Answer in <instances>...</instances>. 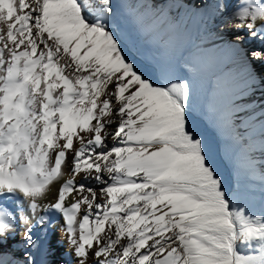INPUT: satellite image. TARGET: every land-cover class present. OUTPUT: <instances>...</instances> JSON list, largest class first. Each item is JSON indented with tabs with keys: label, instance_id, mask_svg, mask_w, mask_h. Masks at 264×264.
<instances>
[{
	"label": "snow or ice",
	"instance_id": "snow-or-ice-1",
	"mask_svg": "<svg viewBox=\"0 0 264 264\" xmlns=\"http://www.w3.org/2000/svg\"><path fill=\"white\" fill-rule=\"evenodd\" d=\"M241 2L238 10L232 0H137L131 7L152 47L169 46L170 34L182 31L181 11L208 32L210 25L229 31L227 20L237 21L233 38L216 49L243 59L247 96L237 98L226 66L218 77L225 100L213 112L241 148L238 166L255 175V129L236 117L257 111V91L264 117V49L243 48L249 37L264 41L257 27L264 0ZM117 15L115 0H0V264H37L33 228H45L50 211L61 214L79 264L90 253L97 264H264V213L229 185L192 122L194 67L186 63L178 77L161 66L158 76L147 72L129 55ZM69 152L74 160L64 172ZM81 173L97 187L77 184ZM259 189L264 204V174ZM49 196L54 202L44 204ZM3 201H16L19 215ZM15 243L24 246L18 255Z\"/></svg>",
	"mask_w": 264,
	"mask_h": 264
},
{
	"label": "rangeland",
	"instance_id": "rangeland-1",
	"mask_svg": "<svg viewBox=\"0 0 264 264\" xmlns=\"http://www.w3.org/2000/svg\"><path fill=\"white\" fill-rule=\"evenodd\" d=\"M154 2L156 4V0H153ZM131 6L132 4L124 8L117 7L118 15L114 22L117 25V31L127 42L130 50L129 55L135 58L137 63L147 72L157 76L159 75L160 66L169 70L171 77L185 75L182 68L186 63H190L194 67L195 71L190 74L194 92V106L191 113L192 122L197 130L207 139L219 170L227 178L229 185L233 188H239L242 191L244 199L253 212L257 214L264 213V204L261 203L259 196L260 177L261 174H264V159L261 156L262 152L259 147L260 142H262L261 133L258 131L253 133L256 147L252 152V156L255 158L257 164L256 174L250 175L246 169L238 166L241 148L230 143L228 136L216 123L213 112V105L217 103L221 104L225 100L224 93L218 86V77L226 66H228V71L235 78L237 98L247 96V93L242 92L245 73L243 59L227 57L226 53L218 52L216 47L210 44L208 36L201 38L199 34L194 35V33L188 35L186 42L181 35L182 32L172 33L169 37V46L152 47L138 30ZM232 37V34L227 35L225 44ZM206 43L208 47H204ZM240 59L242 60L241 65L238 63ZM236 63L239 65L234 66ZM214 89L219 94H212ZM241 102L247 103L244 100H241ZM236 120L238 124H246L247 122L246 120L239 121L237 117ZM106 143L110 146L113 142L108 140ZM74 147H79L78 142L75 140ZM71 155L74 157L73 154ZM66 180L64 176L63 181ZM253 189L255 190L254 194H252ZM43 214L45 213L41 212V215ZM18 215L19 212L17 213ZM60 220L59 223L57 222L58 224L53 222L55 224L54 229L57 239L61 237L60 231L64 225L62 216ZM20 237L19 233L18 238ZM60 260L63 262L67 261L64 258ZM75 262L79 263L78 259ZM53 264L56 263L54 262ZM85 264H97L95 259L91 257V253L90 258L85 261Z\"/></svg>",
	"mask_w": 264,
	"mask_h": 264
},
{
	"label": "bare ground",
	"instance_id": "bare-ground-1",
	"mask_svg": "<svg viewBox=\"0 0 264 264\" xmlns=\"http://www.w3.org/2000/svg\"><path fill=\"white\" fill-rule=\"evenodd\" d=\"M135 2H137V0H115V3H116L118 8L128 7L130 4H133ZM162 2H163V0H156V4H162ZM151 3H153V0H151ZM154 4H155V2H154ZM230 6L232 9L238 10L243 5H242L241 0H232V3ZM179 18H180V27L182 30L181 35H182L185 42L188 38V35L190 33H194V35L199 34L201 36V38L204 36H208L210 44H211V41L216 42L215 47H224L225 46L226 36L229 34H232L231 30H233L235 28V24L237 23V21H235V20L228 19L227 23L229 25V29H230L229 31H226L223 33L217 32V31H215V25H210L211 31L208 32V31H206L205 25L201 22L199 17L191 16V15L186 14L184 11H181L179 13ZM217 23H221V21L218 20ZM257 27H264V21H257ZM243 48L245 51H249V52L253 51V50H261V49H264V41H261L260 39L253 40L249 37L243 41ZM238 61H239L238 62L239 64L242 63L241 59ZM238 63H236V65L234 64V66L239 65ZM212 94L217 95L219 93L216 89H214ZM261 95H262V93L258 92L256 94V96L253 98L256 101V103L251 105V107L257 108V111H255L254 113L249 112V113L240 114L237 116V118L239 119V121L246 120L247 121L246 124H251L252 128L255 129V131L253 133H255L257 131L260 132L261 133V140L264 141V132H262V130H261V125L264 124V117H262L260 115V110L257 107V105L260 101ZM217 102H218V100H217ZM115 127H116V125L113 124L111 126V131L114 132ZM249 130H251V129H249ZM102 135H103V133H102ZM108 140L112 141L111 137H108L106 139V141H108ZM261 152H262L261 156L264 159V150H261ZM71 154L72 153L69 152V154L67 156V160H66V164L68 165V167L64 168L62 166V171H64V172H69L71 170L72 161L74 160V157ZM69 178H71V177L68 175H65V179H69ZM75 180H76L77 184L84 183L87 186L97 187V185L95 184L94 181H92L90 183L88 180H85L83 173L76 176ZM54 184H55V186L52 187V191L55 194L58 191L60 184H57L55 182H54ZM74 195H75V193H74ZM54 199H55L54 196H50V198L44 200L43 203L48 204V203L54 202ZM3 204L9 210L13 211L14 214L17 215V213L19 212L16 201H3ZM24 215L28 218L30 225H35L36 221L32 217V214L27 209L26 205H24ZM43 215H45V214H43ZM47 215L49 217V221H48V225L45 228H40V227H34L33 228L34 239L37 241V244L39 245V247L37 249L33 250V255L37 261V264H53L54 262L56 264H79V263L75 262V260H77V257L73 254L74 253L73 248L67 243L66 234H64L63 231L61 230L60 231L61 237L59 239H57V237H56V233H55V229H54V226H55L54 223H57V222L59 223L61 214H59L58 212L50 211L47 213ZM25 227L26 226L23 224H21L19 226V233H20L21 237L18 238V240L23 239V230ZM49 230H50V232H49ZM22 247H24L22 243H15L11 247V251L15 252L18 255L19 251L22 250ZM61 258H64L65 261L66 260L67 261L63 262L60 260Z\"/></svg>",
	"mask_w": 264,
	"mask_h": 264
}]
</instances>
